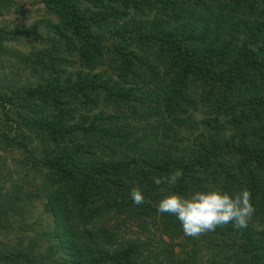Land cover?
<instances>
[{
	"label": "trees",
	"instance_id": "16d2710c",
	"mask_svg": "<svg viewBox=\"0 0 264 264\" xmlns=\"http://www.w3.org/2000/svg\"><path fill=\"white\" fill-rule=\"evenodd\" d=\"M30 4L31 24L0 0V264H264V0ZM245 188V229L187 237L157 211Z\"/></svg>",
	"mask_w": 264,
	"mask_h": 264
},
{
	"label": "clouds",
	"instance_id": "9594fccd",
	"mask_svg": "<svg viewBox=\"0 0 264 264\" xmlns=\"http://www.w3.org/2000/svg\"><path fill=\"white\" fill-rule=\"evenodd\" d=\"M252 50L256 49L253 47ZM182 176V170H175L166 177H153V183L157 186L164 183L175 185ZM130 195L136 205L145 202L138 187L133 188ZM157 211L174 216L185 236L199 237L228 224L238 230L247 228L256 208L252 203V193L245 188L232 194L216 190L196 191L190 197L169 194L158 202Z\"/></svg>",
	"mask_w": 264,
	"mask_h": 264
},
{
	"label": "rangeland",
	"instance_id": "374dc122",
	"mask_svg": "<svg viewBox=\"0 0 264 264\" xmlns=\"http://www.w3.org/2000/svg\"><path fill=\"white\" fill-rule=\"evenodd\" d=\"M15 3H20L23 8V15L19 16L15 14L13 17L14 22H24L31 24L35 19L39 16V13H37L35 10V5H31L30 2L32 0H13ZM27 15V17H26ZM40 17V16H39ZM42 19V18H41ZM15 162L11 161L9 157L5 158L4 165L6 166V172L7 176H3L1 180L3 181V188L8 187V185L12 182L16 184H21V172L18 168L19 175L15 172L16 165H14ZM25 188H30L31 186H27L25 184H22ZM33 190V189H31ZM28 215L30 216L27 219V226L32 227L35 230H42L44 228V224H46V218L41 214V204L39 201L31 202L28 207ZM29 232V231H28ZM32 233V232H30ZM22 234V233H21ZM7 239L0 236V242L3 244H7ZM14 242V241H13ZM42 252V250L40 251Z\"/></svg>",
	"mask_w": 264,
	"mask_h": 264
}]
</instances>
